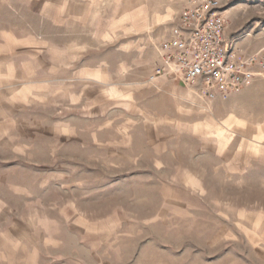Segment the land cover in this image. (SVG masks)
Segmentation results:
<instances>
[{
  "label": "rangeland",
  "instance_id": "obj_1",
  "mask_svg": "<svg viewBox=\"0 0 264 264\" xmlns=\"http://www.w3.org/2000/svg\"><path fill=\"white\" fill-rule=\"evenodd\" d=\"M187 1L0 0V264H264V80L151 78Z\"/></svg>",
  "mask_w": 264,
  "mask_h": 264
},
{
  "label": "built area",
  "instance_id": "obj_2",
  "mask_svg": "<svg viewBox=\"0 0 264 264\" xmlns=\"http://www.w3.org/2000/svg\"><path fill=\"white\" fill-rule=\"evenodd\" d=\"M226 31L218 0H188L168 36L155 45L151 78L196 84L207 98L234 91L255 76L264 80V50L240 56Z\"/></svg>",
  "mask_w": 264,
  "mask_h": 264
}]
</instances>
